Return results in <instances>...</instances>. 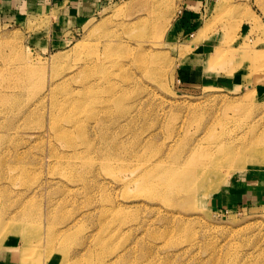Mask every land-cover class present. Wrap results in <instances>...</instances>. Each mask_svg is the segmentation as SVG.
I'll return each instance as SVG.
<instances>
[{
    "label": "rangeland",
    "instance_id": "obj_1",
    "mask_svg": "<svg viewBox=\"0 0 264 264\" xmlns=\"http://www.w3.org/2000/svg\"><path fill=\"white\" fill-rule=\"evenodd\" d=\"M178 1L0 11V263L264 264V0L207 4L190 84ZM238 175L263 197L222 206Z\"/></svg>",
    "mask_w": 264,
    "mask_h": 264
},
{
    "label": "crops",
    "instance_id": "obj_2",
    "mask_svg": "<svg viewBox=\"0 0 264 264\" xmlns=\"http://www.w3.org/2000/svg\"><path fill=\"white\" fill-rule=\"evenodd\" d=\"M108 1L110 0H0V11L21 9L22 6H27L26 4L30 3L32 6L34 5V7L38 6L42 8L47 13H53L50 27H66L69 23H72L71 27H78L85 18L95 15ZM211 1L212 0H179L178 8L172 19V30L182 41H187L192 49V51L187 54L186 60H184L185 63L182 65L183 67L178 69L179 80L184 83L185 81L190 84L192 81L201 82L210 80L211 77H209L208 74L212 75L213 73L211 72L215 71L208 69L206 66L207 58L204 57L206 45L194 41L199 27H202L205 7ZM34 7L30 8L34 9ZM242 27H246V25ZM240 68L244 69L242 66ZM232 73L235 76L233 71L228 72V70L223 69L220 72V74L228 78L226 79L228 82H232ZM240 73L242 74V72ZM260 89L263 92L264 87L261 86ZM254 90L258 92L257 88ZM253 184L254 181L252 178L238 175L233 179L231 184L220 191L218 195L220 197V203L222 206L224 203H226L227 206L229 204L235 205V201L237 204L239 198H241L242 203H248L250 200L254 199L255 196H260L263 193V190H256ZM261 197L263 196L261 195Z\"/></svg>",
    "mask_w": 264,
    "mask_h": 264
},
{
    "label": "bare ground",
    "instance_id": "obj_3",
    "mask_svg": "<svg viewBox=\"0 0 264 264\" xmlns=\"http://www.w3.org/2000/svg\"><path fill=\"white\" fill-rule=\"evenodd\" d=\"M246 147H249V153L250 154H256V153H258V152H263L264 153V139L262 138V137H255V138H253L252 139V143H251V145H248L247 144V146H245V145H243L242 147H241V149H244V148H246ZM209 167V166H208ZM208 167H206L205 169H203L202 171H200L199 173H201V172H204L205 170H207L208 169ZM215 167V165H212V166H210L209 168L210 169H212V168H214ZM205 176H206V172H204V173H202L201 175H200V178L199 179H203V178H205ZM209 176H211V175H209ZM207 179V178H206ZM206 179H204V180H206Z\"/></svg>",
    "mask_w": 264,
    "mask_h": 264
}]
</instances>
